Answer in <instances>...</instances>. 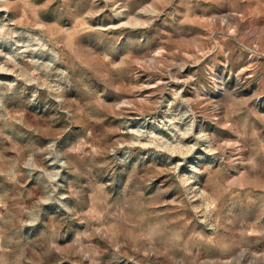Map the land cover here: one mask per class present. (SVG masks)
<instances>
[{"label": "rangeland", "instance_id": "rangeland-1", "mask_svg": "<svg viewBox=\"0 0 264 264\" xmlns=\"http://www.w3.org/2000/svg\"><path fill=\"white\" fill-rule=\"evenodd\" d=\"M0 264H264V0H0Z\"/></svg>", "mask_w": 264, "mask_h": 264}]
</instances>
